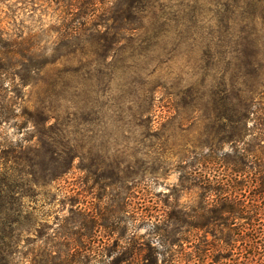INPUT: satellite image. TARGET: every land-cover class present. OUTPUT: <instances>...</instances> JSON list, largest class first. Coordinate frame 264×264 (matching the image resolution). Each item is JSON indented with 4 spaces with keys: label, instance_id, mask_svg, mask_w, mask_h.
<instances>
[{
    "label": "rangeland",
    "instance_id": "374dc122",
    "mask_svg": "<svg viewBox=\"0 0 264 264\" xmlns=\"http://www.w3.org/2000/svg\"><path fill=\"white\" fill-rule=\"evenodd\" d=\"M157 1L134 35L87 28L31 74L64 0H0V50L24 51L0 56V173L14 152L76 156L25 202L31 233L11 264H264V123L232 140L211 100L225 80L256 85L249 63L264 74V0Z\"/></svg>",
    "mask_w": 264,
    "mask_h": 264
},
{
    "label": "trees",
    "instance_id": "16d2710c",
    "mask_svg": "<svg viewBox=\"0 0 264 264\" xmlns=\"http://www.w3.org/2000/svg\"><path fill=\"white\" fill-rule=\"evenodd\" d=\"M157 2V0H64L66 9L61 24L56 28L57 37L52 56L47 52L37 53L33 50L29 58V71L31 74L41 73L47 65L75 54L76 40L85 37L87 28H94L95 33L102 34L101 28L107 32L110 30L109 27H114L113 36L116 40L129 37L128 33L134 35L135 30L142 26V14L154 8ZM3 49L4 51L0 50V56L2 58L5 55L7 58L9 56L10 62L13 61V56L21 59L24 53L21 44L16 46L13 52L11 48L6 50L5 46ZM258 51L259 49H256V56ZM249 65L257 69L253 73L257 86H246L242 90L230 89L225 80L224 90L219 93L214 92L211 98L215 106L214 117L226 124L222 129L224 133L230 134L232 140L235 139L234 136L237 138V135L251 134V130L247 128L250 122L258 119L264 123V91H262L264 74L262 75L260 64L255 63L254 66L253 63H249ZM230 82L231 85L235 84L234 79ZM194 90L193 94L196 95ZM53 119L50 115L43 119L50 136L61 132L51 124ZM56 120L59 121L60 116H57ZM49 124L50 126L47 127ZM229 126L232 128L230 131H228ZM234 141L236 142L237 139ZM217 152L218 149L211 147L208 154L217 155ZM43 154L32 158L28 156L29 154L14 152L12 168L9 167L5 173H0V264H11V257L16 254L14 250L30 236L29 224L32 217L25 209V202L32 198L34 189L40 188L47 179L55 180L67 174L76 160L72 151L64 152L61 156L52 147ZM241 161L240 164L245 165L242 159ZM60 163L62 170L51 169V165ZM42 254L44 253L41 251ZM47 258L60 262L64 259L56 252L50 256L47 254ZM67 258L64 262L69 261Z\"/></svg>",
    "mask_w": 264,
    "mask_h": 264
}]
</instances>
